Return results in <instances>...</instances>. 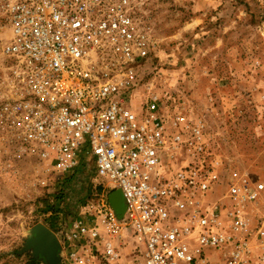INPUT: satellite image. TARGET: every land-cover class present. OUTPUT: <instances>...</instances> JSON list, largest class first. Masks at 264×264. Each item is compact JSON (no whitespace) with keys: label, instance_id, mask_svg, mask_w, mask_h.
Wrapping results in <instances>:
<instances>
[{"label":"built area","instance_id":"1","mask_svg":"<svg viewBox=\"0 0 264 264\" xmlns=\"http://www.w3.org/2000/svg\"><path fill=\"white\" fill-rule=\"evenodd\" d=\"M147 55L128 0H0L1 119L49 173L64 177L91 163L94 180L122 195L121 217L99 194L91 222L77 220L63 234L69 260L264 264V222L251 229L244 216L245 202L264 185L231 183L219 204L201 207L197 196L215 175L198 159L199 130L189 150L196 161L162 168L160 149L169 141L156 100L136 113L122 99L134 63ZM180 140L176 130L170 141Z\"/></svg>","mask_w":264,"mask_h":264},{"label":"rangeland","instance_id":"2","mask_svg":"<svg viewBox=\"0 0 264 264\" xmlns=\"http://www.w3.org/2000/svg\"><path fill=\"white\" fill-rule=\"evenodd\" d=\"M128 6L148 55L134 63L133 85L122 99L136 113L156 100L169 141L160 149L161 167L196 161L189 150L198 129L204 147L198 159L215 175L210 191L197 196L201 207L219 204L231 183L264 185V0H128ZM176 130L181 140L172 143ZM101 183L91 163L64 177L49 173L0 117V264L47 263L24 249L37 224L59 241L56 264H72L63 234L77 220L91 222L90 205L113 191ZM244 216L251 229L264 222V188L245 202ZM122 248L129 254L130 241Z\"/></svg>","mask_w":264,"mask_h":264},{"label":"water","instance_id":"3","mask_svg":"<svg viewBox=\"0 0 264 264\" xmlns=\"http://www.w3.org/2000/svg\"><path fill=\"white\" fill-rule=\"evenodd\" d=\"M108 200L112 209L121 217L124 211V204L120 190H113ZM32 232V235L26 238L24 249L31 248L34 257L41 255L47 261L51 260V258L57 260L60 245L56 235L41 224L34 226Z\"/></svg>","mask_w":264,"mask_h":264},{"label":"crops","instance_id":"4","mask_svg":"<svg viewBox=\"0 0 264 264\" xmlns=\"http://www.w3.org/2000/svg\"><path fill=\"white\" fill-rule=\"evenodd\" d=\"M60 251H61V250H60ZM60 251L58 252L57 255L60 254ZM257 253H258V252H257ZM33 257H34V256H33ZM57 257H58V256H57ZM35 258H37V257H35ZM35 258H34V259H35ZM34 262H35V264H37V260H35ZM48 262H49L48 264H56L57 260L54 259V258H53V259L51 258V260H48Z\"/></svg>","mask_w":264,"mask_h":264},{"label":"flooded vegetation","instance_id":"5","mask_svg":"<svg viewBox=\"0 0 264 264\" xmlns=\"http://www.w3.org/2000/svg\"><path fill=\"white\" fill-rule=\"evenodd\" d=\"M49 262L47 261V263L46 264H48Z\"/></svg>","mask_w":264,"mask_h":264}]
</instances>
